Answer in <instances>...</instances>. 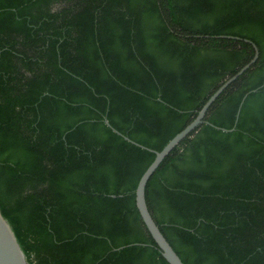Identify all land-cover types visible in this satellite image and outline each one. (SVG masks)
Wrapping results in <instances>:
<instances>
[{"label":"trees","instance_id":"obj_1","mask_svg":"<svg viewBox=\"0 0 264 264\" xmlns=\"http://www.w3.org/2000/svg\"><path fill=\"white\" fill-rule=\"evenodd\" d=\"M247 41L146 188L184 264H264V0H0V209L29 264H169L136 205L148 149Z\"/></svg>","mask_w":264,"mask_h":264},{"label":"water","instance_id":"obj_2","mask_svg":"<svg viewBox=\"0 0 264 264\" xmlns=\"http://www.w3.org/2000/svg\"><path fill=\"white\" fill-rule=\"evenodd\" d=\"M237 39V38H236ZM251 43L254 46L255 49V56L253 60L244 66L237 74H235L233 77H231L228 81H226L206 102L202 110L198 112L197 117L183 129L180 133H178L172 140L169 141V143L163 148L161 151H154L151 149H148L145 146H142L128 137H125V139L137 146H140L144 149H148L151 152L155 153V159L152 162V164L147 168V170L144 172L142 177L139 180L137 189H136V205L137 209L140 213L141 219L143 220L144 225L146 226L147 230L151 234L152 238L156 242L160 252L162 253V256L166 259V261L169 264H184L179 255L175 252L173 247L170 245V243L167 241L165 236L160 230V227L156 224L155 220L152 217V214L150 213V210L147 205L146 201V188L147 185L152 178V176L155 174L157 169L160 167V165L163 163V161L168 157V155L190 134H192L200 125L205 123V117L210 109V107L213 105V103L217 100V98L223 93V91L236 79H238L241 75H243L253 64L256 63V61L259 58V49L258 47L252 43L251 41H247ZM254 90L253 92H255ZM248 94L244 97L242 104L239 109V113L241 111V107L247 98ZM239 115V114H238ZM106 124L111 127L116 133H119L116 129H114L109 121L105 120ZM217 128V127H216ZM220 129V128H218ZM225 132H231L234 131L235 128L231 130L227 129H221ZM122 135V134H121ZM0 264H29L25 254L10 226L8 221L3 216L1 209H0Z\"/></svg>","mask_w":264,"mask_h":264}]
</instances>
